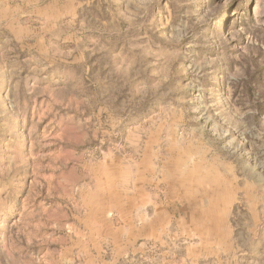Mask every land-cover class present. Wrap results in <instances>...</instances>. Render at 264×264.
<instances>
[{
  "label": "rangeland",
  "instance_id": "obj_1",
  "mask_svg": "<svg viewBox=\"0 0 264 264\" xmlns=\"http://www.w3.org/2000/svg\"><path fill=\"white\" fill-rule=\"evenodd\" d=\"M0 264H264V0H0Z\"/></svg>",
  "mask_w": 264,
  "mask_h": 264
},
{
  "label": "trees",
  "instance_id": "obj_2",
  "mask_svg": "<svg viewBox=\"0 0 264 264\" xmlns=\"http://www.w3.org/2000/svg\"><path fill=\"white\" fill-rule=\"evenodd\" d=\"M230 7L232 6L231 4L229 5ZM227 24V23H226Z\"/></svg>",
  "mask_w": 264,
  "mask_h": 264
}]
</instances>
